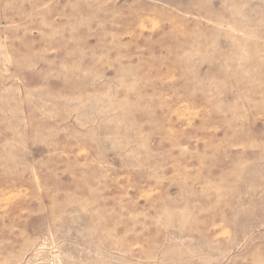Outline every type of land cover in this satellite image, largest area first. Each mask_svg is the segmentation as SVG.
<instances>
[{
  "label": "rangeland",
  "instance_id": "obj_1",
  "mask_svg": "<svg viewBox=\"0 0 264 264\" xmlns=\"http://www.w3.org/2000/svg\"><path fill=\"white\" fill-rule=\"evenodd\" d=\"M0 264H264V0H0Z\"/></svg>",
  "mask_w": 264,
  "mask_h": 264
}]
</instances>
